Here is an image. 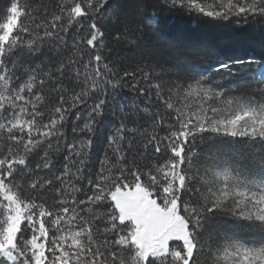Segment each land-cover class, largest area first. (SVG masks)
<instances>
[{
	"label": "snow or ice",
	"instance_id": "snow-or-ice-1",
	"mask_svg": "<svg viewBox=\"0 0 264 264\" xmlns=\"http://www.w3.org/2000/svg\"><path fill=\"white\" fill-rule=\"evenodd\" d=\"M181 15L264 38V0H2L0 264H264V39Z\"/></svg>",
	"mask_w": 264,
	"mask_h": 264
},
{
	"label": "trees",
	"instance_id": "trees-1",
	"mask_svg": "<svg viewBox=\"0 0 264 264\" xmlns=\"http://www.w3.org/2000/svg\"><path fill=\"white\" fill-rule=\"evenodd\" d=\"M0 7H2V0H0ZM167 28L179 38L190 39L193 37H202L217 44L221 50L228 52L235 50L238 55H244L246 50L249 51V54H251V52L259 53L261 51L262 39H264L258 33L244 34L241 40L236 43L228 34L206 25H198L194 20H190L182 15L175 16L173 19L167 21ZM105 51L107 54L108 50L106 49ZM110 58L116 60L118 63L120 59L123 58V63L120 64V66H128L129 61L123 51L113 50ZM133 96L134 94L128 93L127 97H122L121 99H130ZM203 147V145H200L201 149Z\"/></svg>",
	"mask_w": 264,
	"mask_h": 264
}]
</instances>
